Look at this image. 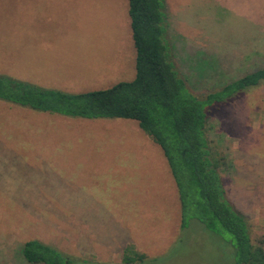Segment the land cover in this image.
I'll return each instance as SVG.
<instances>
[{
  "label": "rangeland",
  "instance_id": "obj_1",
  "mask_svg": "<svg viewBox=\"0 0 264 264\" xmlns=\"http://www.w3.org/2000/svg\"><path fill=\"white\" fill-rule=\"evenodd\" d=\"M164 3L173 62L193 95L264 67V0ZM133 59L127 0H0L2 75L77 93L132 79ZM205 133L225 157L228 200L264 246V80L208 108ZM168 180L160 148L134 120L0 100V264H22L30 238L90 264H122L127 243L145 255L131 264H231L226 233L193 219L180 231Z\"/></svg>",
  "mask_w": 264,
  "mask_h": 264
},
{
  "label": "trees",
  "instance_id": "obj_2",
  "mask_svg": "<svg viewBox=\"0 0 264 264\" xmlns=\"http://www.w3.org/2000/svg\"><path fill=\"white\" fill-rule=\"evenodd\" d=\"M127 15L134 49L132 79L104 89L68 93L0 74V100L65 116L134 120L166 161L176 190L180 231L185 230L188 220H196L202 230L217 238L227 234L231 264H264V246L251 241L246 216L226 196L219 171L225 157L212 149L205 133L208 108L264 80V67L195 96L173 62L164 0H127ZM18 253L22 264L91 262L35 238L22 241ZM144 258L127 243L121 263Z\"/></svg>",
  "mask_w": 264,
  "mask_h": 264
},
{
  "label": "crops",
  "instance_id": "obj_3",
  "mask_svg": "<svg viewBox=\"0 0 264 264\" xmlns=\"http://www.w3.org/2000/svg\"><path fill=\"white\" fill-rule=\"evenodd\" d=\"M20 52V51H19ZM20 57L22 58V59H24V57L22 56V54L20 53ZM4 74H6V73H4ZM14 75V74H13ZM31 82V81H30ZM9 103V102H8ZM12 104V103H11ZM17 116L18 117H21V118H26V117H32L33 115H31V114H17ZM35 117H39V116H35ZM35 117H34V119H35ZM80 118H82V117H80ZM40 120V119H39ZM43 120V119H42ZM46 120V118L43 120V121H45ZM52 120V119H51ZM47 122H49L48 120H46ZM46 121H45V127H46ZM44 153V155H49V154H52V152L51 153H48V152H43ZM166 162V161H165ZM168 167V166H167ZM169 171V170H168ZM170 174V173H169ZM165 176L167 177V175L165 174ZM173 182H170V180H168V188H169V190H171V195L174 193V189H173ZM136 245V244H135ZM136 248H137V246H136Z\"/></svg>",
  "mask_w": 264,
  "mask_h": 264
}]
</instances>
